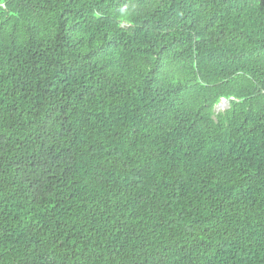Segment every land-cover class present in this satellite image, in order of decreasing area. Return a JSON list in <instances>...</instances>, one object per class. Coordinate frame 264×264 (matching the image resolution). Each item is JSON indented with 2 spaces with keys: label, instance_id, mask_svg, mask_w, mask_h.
Listing matches in <instances>:
<instances>
[{
  "label": "trees",
  "instance_id": "obj_1",
  "mask_svg": "<svg viewBox=\"0 0 264 264\" xmlns=\"http://www.w3.org/2000/svg\"><path fill=\"white\" fill-rule=\"evenodd\" d=\"M0 264H264V0H0Z\"/></svg>",
  "mask_w": 264,
  "mask_h": 264
},
{
  "label": "water",
  "instance_id": "obj_2",
  "mask_svg": "<svg viewBox=\"0 0 264 264\" xmlns=\"http://www.w3.org/2000/svg\"><path fill=\"white\" fill-rule=\"evenodd\" d=\"M228 99L227 98H223L222 101L219 103L218 108H226V103H228Z\"/></svg>",
  "mask_w": 264,
  "mask_h": 264
},
{
  "label": "rangeland",
  "instance_id": "obj_3",
  "mask_svg": "<svg viewBox=\"0 0 264 264\" xmlns=\"http://www.w3.org/2000/svg\"><path fill=\"white\" fill-rule=\"evenodd\" d=\"M218 106H219V104H218ZM225 106H226V107L230 106V102L228 101V103H226Z\"/></svg>",
  "mask_w": 264,
  "mask_h": 264
}]
</instances>
